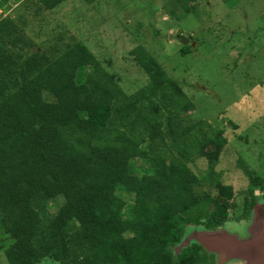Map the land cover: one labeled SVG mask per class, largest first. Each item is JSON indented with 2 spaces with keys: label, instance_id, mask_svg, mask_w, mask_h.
Returning a JSON list of instances; mask_svg holds the SVG:
<instances>
[{
  "label": "trees",
  "instance_id": "obj_1",
  "mask_svg": "<svg viewBox=\"0 0 264 264\" xmlns=\"http://www.w3.org/2000/svg\"><path fill=\"white\" fill-rule=\"evenodd\" d=\"M65 1L19 0L0 18V234L9 241L7 264H203L207 254L198 244L174 253L185 228L223 226L236 196L245 216L254 191L264 195V177L240 159L248 185L234 193L216 170L224 130L193 116L186 93L192 86L170 77L138 44L127 54L147 84L127 94L108 62L89 49L90 28L80 34L84 27L73 31L57 16ZM78 1L90 10L121 2ZM172 1L184 14L195 9L193 0ZM89 14L95 16L85 12L78 20ZM95 18L91 30L103 21ZM190 49L183 45L181 53ZM199 160L206 165L197 175L190 165ZM139 161L146 171H134ZM57 197L63 203L51 212Z\"/></svg>",
  "mask_w": 264,
  "mask_h": 264
},
{
  "label": "rangeland",
  "instance_id": "obj_2",
  "mask_svg": "<svg viewBox=\"0 0 264 264\" xmlns=\"http://www.w3.org/2000/svg\"><path fill=\"white\" fill-rule=\"evenodd\" d=\"M192 5L194 11L184 14L172 0H121L111 6L102 1L99 5L92 4V10L78 0H66L56 14L73 31L78 32L77 24L84 27L80 34L90 28L85 35L89 49L108 62L107 67L113 69L127 94L147 84V75L127 54L138 44L170 77L192 86L186 93L194 100L193 116L224 130L227 144L216 170L222 172L224 182L236 193L248 185L237 165L240 159L251 171L264 177V0H193ZM85 12H93L95 16L89 14L78 20ZM98 16L103 21L91 30L98 23L95 18ZM180 32L191 48L186 54L181 53L186 44L178 38ZM231 123L237 127L232 128ZM205 165V161L199 160L196 167L190 168L199 175ZM134 166L135 172L148 168L144 161ZM254 195L260 193L254 191ZM56 199L60 203H52L51 212L63 203L62 197ZM234 201L236 209H229L228 220L216 229L225 228L238 236L254 214L250 212L248 219L238 222L235 217L242 209L243 197L236 196ZM256 204L264 205V196H258ZM190 229L197 236L214 231L188 226L184 231L186 237ZM249 236L264 243V235L257 231L250 230Z\"/></svg>",
  "mask_w": 264,
  "mask_h": 264
},
{
  "label": "water",
  "instance_id": "obj_3",
  "mask_svg": "<svg viewBox=\"0 0 264 264\" xmlns=\"http://www.w3.org/2000/svg\"><path fill=\"white\" fill-rule=\"evenodd\" d=\"M14 6L15 0H8L0 13V18L7 15ZM181 42L187 44L186 36L181 38ZM252 213L254 214L252 221L247 222L251 226L245 223L241 228L244 230L240 231V234L237 233L238 236L232 235L225 228L213 229L214 231L208 233L209 235L203 234L202 236H197L193 233L194 229H190L191 233L187 237L184 233L180 243L173 248V251L176 254L191 244H198L205 252L215 257L216 264H264V243L256 242L255 238L249 236L250 230L264 235V205L256 204Z\"/></svg>",
  "mask_w": 264,
  "mask_h": 264
},
{
  "label": "flooded vegetation",
  "instance_id": "obj_4",
  "mask_svg": "<svg viewBox=\"0 0 264 264\" xmlns=\"http://www.w3.org/2000/svg\"><path fill=\"white\" fill-rule=\"evenodd\" d=\"M256 197L260 196L263 198V194L260 193V195H255ZM256 200L257 198L255 199L254 201V204L252 206V208L250 209V211L245 214V216H242V212L243 211H240V214L237 215V217H235V220H237L238 222H242V220H245V219H248L249 216H250V212H252L254 206L256 205ZM9 245V241H8V237L6 235H3V234H0V264H7V261H6V257H5V251L7 249ZM203 250V249H202ZM206 257H205V261L203 262V264H216V259L213 255H210L206 252Z\"/></svg>",
  "mask_w": 264,
  "mask_h": 264
}]
</instances>
